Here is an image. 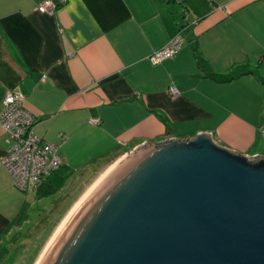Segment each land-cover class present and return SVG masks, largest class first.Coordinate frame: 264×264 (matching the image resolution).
I'll return each instance as SVG.
<instances>
[{
    "label": "crops",
    "instance_id": "1",
    "mask_svg": "<svg viewBox=\"0 0 264 264\" xmlns=\"http://www.w3.org/2000/svg\"><path fill=\"white\" fill-rule=\"evenodd\" d=\"M45 1L0 0V114L6 95L21 92L36 133L62 144L63 163L26 192L0 166V259L37 214L59 213L73 190L145 142L210 133L264 157V0H64L54 15L39 11ZM184 29L178 56L152 65ZM10 147L0 127V164Z\"/></svg>",
    "mask_w": 264,
    "mask_h": 264
},
{
    "label": "water",
    "instance_id": "2",
    "mask_svg": "<svg viewBox=\"0 0 264 264\" xmlns=\"http://www.w3.org/2000/svg\"><path fill=\"white\" fill-rule=\"evenodd\" d=\"M135 150L80 203L42 264H264V157L210 133Z\"/></svg>",
    "mask_w": 264,
    "mask_h": 264
},
{
    "label": "built area",
    "instance_id": "3",
    "mask_svg": "<svg viewBox=\"0 0 264 264\" xmlns=\"http://www.w3.org/2000/svg\"><path fill=\"white\" fill-rule=\"evenodd\" d=\"M63 4L64 0H46L39 11L54 15ZM185 30H181L167 46L156 50L149 58L150 63L158 66L175 59L186 42ZM171 94L180 96L175 87L171 88ZM24 99L21 92L10 91L3 100L0 114V127L8 132L11 140L8 155L0 166L10 173L15 187L22 192L40 189L63 163L62 144H50L36 133V119L24 108ZM91 124L99 126L101 120H93Z\"/></svg>",
    "mask_w": 264,
    "mask_h": 264
},
{
    "label": "rangeland",
    "instance_id": "4",
    "mask_svg": "<svg viewBox=\"0 0 264 264\" xmlns=\"http://www.w3.org/2000/svg\"><path fill=\"white\" fill-rule=\"evenodd\" d=\"M63 139L67 140L66 137ZM124 159L125 157L120 159L119 162L110 171H113ZM98 177V175H96L95 177L93 176L92 179L88 182L87 186H84L82 190H73L69 194L70 196H67L66 198L67 203L70 202L72 198L76 196V194L77 197L73 202H71L69 206L66 204L67 206L61 207L59 213L54 214L52 212L45 217L37 214L36 218H34L33 220L34 222L26 226L21 231V233L17 235V241L21 239V243L17 242L18 247H14V252H12L11 256H9L10 260L8 259V261L4 260L5 258H1L0 264H39V262L41 261L40 259H42L41 256H43L47 251L52 239L54 238L55 234L58 232L62 224L65 222L67 217L71 215L77 204L83 201L84 197L91 190V188L95 184H97L98 181H100L97 180L99 179ZM59 207L56 210H58ZM27 237H29L28 240H26Z\"/></svg>",
    "mask_w": 264,
    "mask_h": 264
},
{
    "label": "bare ground",
    "instance_id": "5",
    "mask_svg": "<svg viewBox=\"0 0 264 264\" xmlns=\"http://www.w3.org/2000/svg\"><path fill=\"white\" fill-rule=\"evenodd\" d=\"M113 168H114V167H113ZM110 172H111V171H110ZM110 172H109V173H110ZM109 173H107L105 176H103V177L100 179V181H101L102 179H104ZM100 181H98L97 184H98ZM97 184H95V185L91 188V190H92ZM91 190L86 194V196L91 192ZM86 196H85V197H86ZM85 197H84V199H85ZM84 199H83V200H84ZM81 201H82V200H81ZM79 202H80V201H79ZM79 205H80V203L77 204V206H76V207L74 208V210L72 211L71 215H70L69 217H67V219L65 220V222L62 224V226H61L60 229L58 230V232L55 234V236H54V238L52 239V241H51V243H50V245H49L47 251L44 253L43 256H41L42 259H40L41 261L39 262V264H42V263H43V261L45 260L46 256L48 255L49 251L51 250V248H52L54 242L56 241V239H57L59 233L61 232V230H62L63 227L66 225V223L68 222V220L70 219V217L72 216V214L74 213V211L76 210V208H77Z\"/></svg>",
    "mask_w": 264,
    "mask_h": 264
},
{
    "label": "trees",
    "instance_id": "6",
    "mask_svg": "<svg viewBox=\"0 0 264 264\" xmlns=\"http://www.w3.org/2000/svg\"><path fill=\"white\" fill-rule=\"evenodd\" d=\"M175 0H168V3L170 5H172L174 3ZM215 78L218 80V81H221V82H227V81H230L232 78L228 75H215Z\"/></svg>",
    "mask_w": 264,
    "mask_h": 264
}]
</instances>
